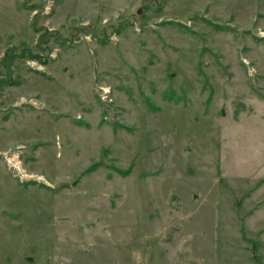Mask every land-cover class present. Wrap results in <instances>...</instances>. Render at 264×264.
<instances>
[{
	"label": "rangeland",
	"instance_id": "obj_1",
	"mask_svg": "<svg viewBox=\"0 0 264 264\" xmlns=\"http://www.w3.org/2000/svg\"><path fill=\"white\" fill-rule=\"evenodd\" d=\"M0 264H264V0H0Z\"/></svg>",
	"mask_w": 264,
	"mask_h": 264
}]
</instances>
